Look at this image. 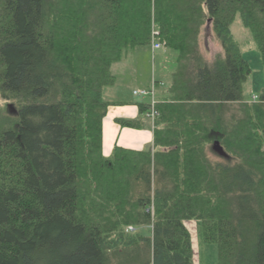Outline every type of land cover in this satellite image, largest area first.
Returning a JSON list of instances; mask_svg holds the SVG:
<instances>
[{
	"label": "trees",
	"instance_id": "trees-1",
	"mask_svg": "<svg viewBox=\"0 0 264 264\" xmlns=\"http://www.w3.org/2000/svg\"><path fill=\"white\" fill-rule=\"evenodd\" d=\"M238 17L264 68V0H0V264H194L188 221L219 264H264V88L246 101ZM154 26L178 54L154 144L106 157L104 92Z\"/></svg>",
	"mask_w": 264,
	"mask_h": 264
},
{
	"label": "rangeland",
	"instance_id": "rangeland-1",
	"mask_svg": "<svg viewBox=\"0 0 264 264\" xmlns=\"http://www.w3.org/2000/svg\"><path fill=\"white\" fill-rule=\"evenodd\" d=\"M208 28L209 29H204L201 36L202 52L206 53V51L209 50L211 53H216V51L220 50L222 46L216 35L211 31V27ZM231 29L235 39L242 48L243 57L246 61H248L252 70L249 81L245 86V99L248 102H253L252 98L259 97L262 89L264 88V68L262 65L261 53L257 49L252 33L243 26L241 17L236 19ZM126 57V60L129 58V61L125 64L133 65L132 60L134 59L135 65H139V74L141 75V78H139L137 82H134L133 80H135V78L130 76L131 74L127 72L126 77L130 76L129 79H131L126 81L128 84L127 87L129 89H142L143 87H148L150 85L149 87L152 88L154 81H159V83L163 82V87L156 84V99L158 100V92L161 89H166L172 79L171 74H173L176 69V60L178 57L177 52L163 46L162 50L153 54L151 45L150 47H142L136 50H131L128 52ZM120 66L121 63L120 65H116L115 69L117 73L123 75L119 69ZM137 97L140 100L147 101L148 99L143 96ZM186 226L192 232L193 247L195 251L194 264H219L218 246L204 243L202 223L199 221H188L186 222Z\"/></svg>",
	"mask_w": 264,
	"mask_h": 264
},
{
	"label": "crops",
	"instance_id": "crops-1",
	"mask_svg": "<svg viewBox=\"0 0 264 264\" xmlns=\"http://www.w3.org/2000/svg\"><path fill=\"white\" fill-rule=\"evenodd\" d=\"M204 53L205 52H203V55L210 66L215 65L218 59L224 57V51L222 48L220 50H217L216 53H211L209 50H207L205 54ZM126 58L121 62V66L119 68L123 75L116 72L115 66L120 65V63L116 64L113 68V71L117 76V83L115 86L106 89L104 92L105 100L110 103L108 115L106 116L103 125V151L106 157L112 155L113 150L116 146L134 151H144L152 147L154 144L155 132L152 126V122L147 118V116H142L140 109V105L142 103L148 104L150 100L149 98L147 99V101L140 100L135 95L136 91L147 90L151 88L149 87L150 85L148 87H143L142 89H129L127 87L128 84L126 83V81L130 78V76L135 78V80H133L134 82H137V80L141 78V75L139 74V65H135L134 59L132 60L133 65H126L125 63L129 61V58L127 60ZM127 72L131 74L128 77H126ZM172 77L173 74H171V78ZM171 81L169 82V85L166 87V89H161L158 92L159 102L168 91L171 85ZM160 83H162V85L158 86L163 87V82ZM139 118H141V121L144 124V128L142 129L123 127L119 123V120H136Z\"/></svg>",
	"mask_w": 264,
	"mask_h": 264
},
{
	"label": "built area",
	"instance_id": "built-area-1",
	"mask_svg": "<svg viewBox=\"0 0 264 264\" xmlns=\"http://www.w3.org/2000/svg\"><path fill=\"white\" fill-rule=\"evenodd\" d=\"M163 43L161 42V32L159 29H157L155 26L153 27V32H152V51L153 54L157 53V51L162 50L163 48ZM156 81L153 82V87L151 89L147 90H141V91H136L135 95L136 96H143L146 98H149L151 100V107L150 111L147 113V118L150 119L152 122V125L154 126L155 120L159 116L158 112L156 111V106H157V99H156ZM256 100V97L254 98Z\"/></svg>",
	"mask_w": 264,
	"mask_h": 264
},
{
	"label": "water",
	"instance_id": "water-1",
	"mask_svg": "<svg viewBox=\"0 0 264 264\" xmlns=\"http://www.w3.org/2000/svg\"><path fill=\"white\" fill-rule=\"evenodd\" d=\"M10 109H11V112L12 113H16V110H15V108H14V106L13 105H10ZM220 152H222V150L220 149Z\"/></svg>",
	"mask_w": 264,
	"mask_h": 264
}]
</instances>
